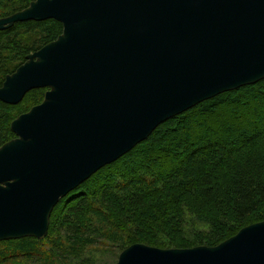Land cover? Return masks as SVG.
<instances>
[{
	"label": "water",
	"instance_id": "obj_1",
	"mask_svg": "<svg viewBox=\"0 0 264 264\" xmlns=\"http://www.w3.org/2000/svg\"><path fill=\"white\" fill-rule=\"evenodd\" d=\"M63 33L8 75L0 100L41 104L0 148V242L46 238L55 207L157 127L264 80V0H35L0 19ZM113 264H264V221L215 247L134 244Z\"/></svg>",
	"mask_w": 264,
	"mask_h": 264
},
{
	"label": "trees",
	"instance_id": "obj_2",
	"mask_svg": "<svg viewBox=\"0 0 264 264\" xmlns=\"http://www.w3.org/2000/svg\"><path fill=\"white\" fill-rule=\"evenodd\" d=\"M35 0H0V19ZM63 33L56 20L0 31V87ZM0 100V148L11 124L41 104ZM264 221V80L221 94L160 125L55 207L45 239L0 242V264H113L134 244L215 247ZM103 258V260H98Z\"/></svg>",
	"mask_w": 264,
	"mask_h": 264
},
{
	"label": "rangeland",
	"instance_id": "obj_3",
	"mask_svg": "<svg viewBox=\"0 0 264 264\" xmlns=\"http://www.w3.org/2000/svg\"><path fill=\"white\" fill-rule=\"evenodd\" d=\"M98 260H103V258H99ZM100 264V263H99Z\"/></svg>",
	"mask_w": 264,
	"mask_h": 264
},
{
	"label": "bare ground",
	"instance_id": "obj_4",
	"mask_svg": "<svg viewBox=\"0 0 264 264\" xmlns=\"http://www.w3.org/2000/svg\"><path fill=\"white\" fill-rule=\"evenodd\" d=\"M237 90H238V89H237ZM166 122H167V121H166ZM164 123H165V122H164ZM162 124H163V123H162ZM162 124H160V125H162ZM160 125H159V126H160ZM159 126H158V127H159ZM158 127H157V128H158Z\"/></svg>",
	"mask_w": 264,
	"mask_h": 264
}]
</instances>
